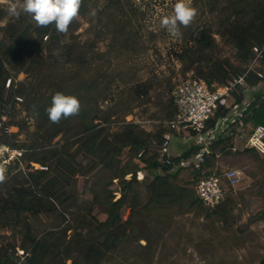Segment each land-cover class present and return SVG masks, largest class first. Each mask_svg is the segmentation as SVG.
Wrapping results in <instances>:
<instances>
[{
	"label": "rangeland",
	"instance_id": "obj_1",
	"mask_svg": "<svg viewBox=\"0 0 264 264\" xmlns=\"http://www.w3.org/2000/svg\"><path fill=\"white\" fill-rule=\"evenodd\" d=\"M176 2L177 0H122L124 8L118 10L113 6L109 8L110 4L106 7L107 0H98L88 16H77L79 26L67 38L60 41L48 40L50 42L40 54L46 59V70L29 76L19 74V63L3 56L5 49L12 45V42L7 41L4 29L21 14L29 15L31 19L32 17L23 11L22 3L0 0V13L3 14L0 19V42L6 43L5 46L0 43L2 68L6 74L10 73L20 81L35 84L32 91L37 97H41L38 102H34L26 94H18L24 101H18L16 117H9L7 121L24 126V130L21 137L14 136L9 139L10 142L14 144L19 140L18 143L26 148L32 146L37 121L29 107H50L52 100L47 97L52 98L56 92L74 95L81 104L79 114L61 119L59 123L51 122L44 129L43 135L51 136L58 129H63L65 135L58 137L53 143H64L82 130L79 115L88 108H97L101 111V118H108L104 125L108 126L106 136L109 140L105 150L99 152L100 161L112 163L117 159L112 167L119 171L118 175L122 174V170H129L134 163L143 169L146 179L152 180L154 173L144 168L145 163L139 157L133 158L128 149L123 155L116 157L122 149L119 147L114 151L112 141L114 135L121 131L127 117L131 116L148 133L154 134L163 129L166 133H171L164 122L171 119L169 112H176L172 92L188 74L197 75L195 68L189 72L184 71L181 54L183 49L194 44L204 29L213 32L218 45L213 53L215 61L227 60L233 65L239 64L238 49L218 32L225 17L224 7L228 0H191V6L197 9V15L189 26H180L181 35L174 37L161 26V19L172 14ZM13 5L16 6L15 13L10 11ZM85 80L95 82L94 85L98 87L96 92H87L88 97L86 94L73 93L70 87H77ZM263 85L260 84L259 87H264ZM149 87L152 89L148 95L138 96L139 91H145ZM252 97V90L246 92L247 100ZM65 122L66 126H62ZM232 131L233 128L230 132ZM251 131L252 127L242 131L238 128V135L230 142L232 151L217 159L222 170L233 168L244 172L237 187L227 192L226 199L230 203L227 202L220 208L225 213L223 220H219L221 216L210 214L213 210H183L179 206L155 209L146 216L137 214L136 226L124 238L120 250L103 264H261L264 260V218H260L258 214L264 211V155H260L258 159L257 155L241 152ZM183 136L177 132L172 133L171 153L174 157L193 145L188 137L184 140ZM159 149V144L153 143L151 154L159 153ZM193 161L195 163L196 159ZM29 164L26 158L13 171L19 173L27 170ZM113 169H102L95 174L96 171L89 168V176L80 177L77 183L76 191L82 195V199L90 201L91 185L96 181L106 183L110 175L114 174ZM175 170H179V173L173 180L179 185L194 188L201 176L192 171V168L180 167L179 164ZM158 173L164 175L162 170ZM112 187L118 198L121 194L120 181L115 180ZM139 190L146 197L145 189L140 187ZM124 214L125 219L130 216L128 211ZM99 218L105 219L106 216L100 215ZM44 222L49 224V220ZM141 233L149 240L146 238L148 241H136ZM35 255L39 257L37 253ZM45 257L38 258L36 264L43 262ZM47 257L46 264L63 263L62 255L49 252Z\"/></svg>",
	"mask_w": 264,
	"mask_h": 264
},
{
	"label": "trees",
	"instance_id": "obj_2",
	"mask_svg": "<svg viewBox=\"0 0 264 264\" xmlns=\"http://www.w3.org/2000/svg\"><path fill=\"white\" fill-rule=\"evenodd\" d=\"M15 1L23 4V0ZM97 2L98 0H82L78 17L88 16ZM107 5L118 10L124 8L122 0H107L106 7ZM224 14L218 32L223 39L238 49V65H233L227 60L215 61L213 53L218 45L213 32L208 29H204L194 44L183 49L181 54L184 71L189 72L195 68V75L203 78L210 87L216 84L225 85L246 73L255 57L253 48L264 45V0H228ZM2 15L0 13V19ZM78 17L70 24L67 33H59L54 23L39 27L29 15H19L4 29L7 41L12 42V45L5 49L3 56L19 63V74L38 75L46 70V59L40 56L45 45L50 41L67 38L69 33L78 28ZM190 36L192 37V34ZM0 43L3 46L6 44ZM1 64L0 59V120L4 117H16L18 98L22 99L19 102L24 101L19 93L26 94L27 98L34 102L41 98L32 91L35 84L20 81L10 73L6 74ZM255 72H262L263 77L259 78ZM8 80H11L9 87ZM93 82L85 80L79 86L70 88L75 94H94L98 87ZM260 84H264V58L260 66L247 75L248 89L237 87L235 96L240 103L248 99L246 92L249 90L253 91V97L247 100L248 105L241 119L232 125L233 131L221 134L212 144L210 153L206 156L208 167L215 164L217 154L223 155L232 151L230 142L238 134V128L245 130L252 127L253 130L256 126H264V87H259ZM96 85L98 86L97 83ZM151 89L152 87L146 88L137 94L139 97L148 95ZM47 98L52 100L51 97ZM93 108H88L79 115L82 130L64 143H53L55 139L65 135L63 129H58L51 136L43 135L44 129L51 124L46 105L43 108L37 105L28 108L33 111L32 116L37 121L31 147L20 145L19 140L14 144L10 142L9 139L14 136L21 137L24 126L7 121L8 125L19 130L17 133L1 136L0 139L13 148L24 150L23 161L27 158L30 164L27 170L19 173L13 171L18 164L14 165L9 178L0 184L1 187L6 183L0 188V264H36L38 258L45 256V260L40 264H46L49 252L62 255V264H103L120 250L124 238L136 226V215L146 216L159 208L171 209L179 206L183 210H213L210 214L221 216L219 220H223L225 213L220 211V208L227 202L230 203L228 199L217 209L207 208L199 200L193 187L176 184L173 180L179 173V170H175L176 165L197 154L199 147L192 145L189 149H184L179 157L174 158L171 164H162L159 161V153L151 154V146L156 143L160 148L166 131L163 129L154 134L148 133L136 122L125 121L121 131L114 135L112 141L114 151L119 147L122 149L116 157L123 155L128 149L133 158L139 157L145 163L144 168L154 173V178L139 181L138 173L143 169L134 163L129 170H122V174L118 175L119 171L112 167V163L115 166L117 159L112 163L100 161L99 152L105 150L109 140L106 136L108 126H105L108 118H101V111ZM228 113V109L221 108L216 117ZM175 114L176 112H169L171 118ZM214 122L212 119L209 124L213 125ZM66 124L67 122L62 126ZM241 152L257 155L260 159L261 154L255 149L243 148ZM33 163L45 166L47 170L35 169ZM91 167L96 171L95 174L102 169H113L115 172L106 183L96 181L91 185L92 199L89 201L87 198L82 199L76 188L80 177L89 176ZM159 170H162L164 175L159 174ZM117 179L120 181L121 193L118 198L116 191L112 189ZM9 180L11 181L7 184ZM140 187L145 189L146 197L139 190ZM125 211L130 212L127 219ZM99 214L106 218L100 219ZM258 215L264 218V211ZM44 220H49V224ZM146 238V235L141 233L136 241L147 240ZM34 253L39 254V257ZM261 264H264V260Z\"/></svg>",
	"mask_w": 264,
	"mask_h": 264
},
{
	"label": "built area",
	"instance_id": "obj_3",
	"mask_svg": "<svg viewBox=\"0 0 264 264\" xmlns=\"http://www.w3.org/2000/svg\"><path fill=\"white\" fill-rule=\"evenodd\" d=\"M254 59L248 66L246 73L229 81L225 85H213L210 87L208 83L195 74H188L174 88L172 97L176 106V114L173 118L165 121L164 124L171 131L165 133L164 141L159 150V161L162 164H171L175 157L171 153L172 133L177 132L181 136L188 137L192 144L199 147L197 154L189 159H184L179 163L180 167H190L192 171L201 174L195 184V192L199 200L210 209H215L221 205L227 196L229 189L236 188L244 177L241 169L222 170L219 162L216 161L212 167L206 164V156L210 153L212 144L219 138L221 134L228 133L232 129V125L237 124L241 119L243 112L246 110L248 101L244 100L240 103L235 96L238 86H246V77L249 73L254 72L260 66L261 60L264 58V45L255 46L253 48ZM259 78L263 77L262 72H255ZM11 80H8L7 87L10 86ZM22 101L21 98H18ZM221 108H226L229 113L225 116L217 118V112ZM215 120L213 125L209 121ZM128 122H135L131 116L127 117ZM18 128L7 124L4 117L0 120V137L17 133ZM238 135V134H236ZM245 148L257 150L264 155V126H256L247 136ZM142 155V154H141ZM140 155V156H141ZM221 154H217L218 159ZM24 150L13 148L8 143L0 139V171L3 172L6 181L11 172V168L18 164H23ZM193 159H196L194 163ZM35 169L47 170V167L39 164H32ZM131 175H129L130 177ZM145 176L140 171L138 179L144 180ZM3 182H0L3 183Z\"/></svg>",
	"mask_w": 264,
	"mask_h": 264
},
{
	"label": "clouds",
	"instance_id": "obj_4",
	"mask_svg": "<svg viewBox=\"0 0 264 264\" xmlns=\"http://www.w3.org/2000/svg\"><path fill=\"white\" fill-rule=\"evenodd\" d=\"M82 0H23L22 9L30 14L36 25L47 27L55 24L59 33H67L70 24L79 15ZM16 6L10 11L15 13ZM197 15V9L191 6V0H177L171 15L161 19V26L172 36H179L180 26H189ZM81 109L79 99L74 95H65L56 92L52 96L51 106L46 109L48 118L52 123H59L61 119L78 115ZM5 176L0 171V182Z\"/></svg>",
	"mask_w": 264,
	"mask_h": 264
},
{
	"label": "crops",
	"instance_id": "obj_5",
	"mask_svg": "<svg viewBox=\"0 0 264 264\" xmlns=\"http://www.w3.org/2000/svg\"><path fill=\"white\" fill-rule=\"evenodd\" d=\"M240 131H242L243 129L239 128Z\"/></svg>",
	"mask_w": 264,
	"mask_h": 264
}]
</instances>
